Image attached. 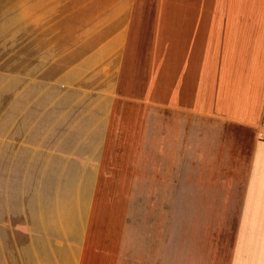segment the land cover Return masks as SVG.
Segmentation results:
<instances>
[{"label": "crops", "instance_id": "1", "mask_svg": "<svg viewBox=\"0 0 264 264\" xmlns=\"http://www.w3.org/2000/svg\"><path fill=\"white\" fill-rule=\"evenodd\" d=\"M20 1L0 65V264H82L114 135L138 119L151 168L181 152L225 187L230 227L245 170L228 264H264V0Z\"/></svg>", "mask_w": 264, "mask_h": 264}, {"label": "rangeland", "instance_id": "2", "mask_svg": "<svg viewBox=\"0 0 264 264\" xmlns=\"http://www.w3.org/2000/svg\"><path fill=\"white\" fill-rule=\"evenodd\" d=\"M20 3L0 0V65L6 48L20 42L11 38L19 37ZM7 31L15 34L7 36ZM125 122V135L120 132L118 141L114 135L116 150L102 169L96 225L82 264H228L245 170L236 185L239 199L230 227L229 201L221 198L225 187L204 182L211 178L202 169L198 178L197 160H181V152H174V158L165 151L152 153L157 168H151L148 130L143 134L149 120Z\"/></svg>", "mask_w": 264, "mask_h": 264}, {"label": "built area", "instance_id": "3", "mask_svg": "<svg viewBox=\"0 0 264 264\" xmlns=\"http://www.w3.org/2000/svg\"><path fill=\"white\" fill-rule=\"evenodd\" d=\"M260 139H261L262 141H264V119H263V123H262L261 131H260Z\"/></svg>", "mask_w": 264, "mask_h": 264}]
</instances>
